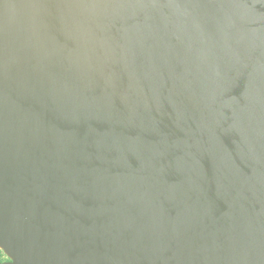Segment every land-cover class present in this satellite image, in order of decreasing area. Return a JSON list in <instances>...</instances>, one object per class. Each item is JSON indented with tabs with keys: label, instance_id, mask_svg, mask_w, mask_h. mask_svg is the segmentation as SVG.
I'll return each instance as SVG.
<instances>
[{
	"label": "water",
	"instance_id": "obj_1",
	"mask_svg": "<svg viewBox=\"0 0 264 264\" xmlns=\"http://www.w3.org/2000/svg\"><path fill=\"white\" fill-rule=\"evenodd\" d=\"M0 264H264V0H0Z\"/></svg>",
	"mask_w": 264,
	"mask_h": 264
},
{
	"label": "trees",
	"instance_id": "obj_2",
	"mask_svg": "<svg viewBox=\"0 0 264 264\" xmlns=\"http://www.w3.org/2000/svg\"><path fill=\"white\" fill-rule=\"evenodd\" d=\"M8 259L6 258V256L3 254V252L0 250V262H5Z\"/></svg>",
	"mask_w": 264,
	"mask_h": 264
}]
</instances>
